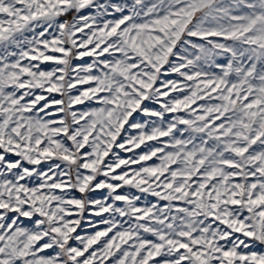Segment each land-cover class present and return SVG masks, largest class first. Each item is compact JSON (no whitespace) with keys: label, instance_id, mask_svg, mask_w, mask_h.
<instances>
[{"label":"snow or ice","instance_id":"6c2138e0","mask_svg":"<svg viewBox=\"0 0 264 264\" xmlns=\"http://www.w3.org/2000/svg\"><path fill=\"white\" fill-rule=\"evenodd\" d=\"M0 264H264V0H0Z\"/></svg>","mask_w":264,"mask_h":264}]
</instances>
